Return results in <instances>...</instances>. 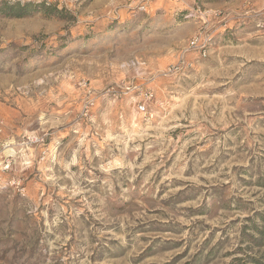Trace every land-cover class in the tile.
<instances>
[{
	"label": "rangeland",
	"instance_id": "1",
	"mask_svg": "<svg viewBox=\"0 0 264 264\" xmlns=\"http://www.w3.org/2000/svg\"><path fill=\"white\" fill-rule=\"evenodd\" d=\"M261 232L264 0H0V264H264Z\"/></svg>",
	"mask_w": 264,
	"mask_h": 264
},
{
	"label": "built area",
	"instance_id": "2",
	"mask_svg": "<svg viewBox=\"0 0 264 264\" xmlns=\"http://www.w3.org/2000/svg\"><path fill=\"white\" fill-rule=\"evenodd\" d=\"M140 10H144L145 9V6L144 5H141L140 7ZM191 47H197L198 46V41L197 39L196 40H193L190 44ZM132 66H134L135 64H131ZM138 77V76H136ZM125 90L128 91V94L130 93H134V92H139V93H143V87L141 85H137L135 84L134 82H131V83H125ZM152 97V92L149 91V88L147 87V89H145V96H144V99H142L141 101L142 102H139L137 104V111L140 113V114H146L147 111H146V104H147V101Z\"/></svg>",
	"mask_w": 264,
	"mask_h": 264
},
{
	"label": "trees",
	"instance_id": "3",
	"mask_svg": "<svg viewBox=\"0 0 264 264\" xmlns=\"http://www.w3.org/2000/svg\"><path fill=\"white\" fill-rule=\"evenodd\" d=\"M32 4H23L20 5L19 3H16L14 5H4L3 11H5V15L10 17H24L28 15L30 12L28 9H30ZM44 7V5H42ZM48 9V8H46ZM261 235H264V233L261 232Z\"/></svg>",
	"mask_w": 264,
	"mask_h": 264
}]
</instances>
